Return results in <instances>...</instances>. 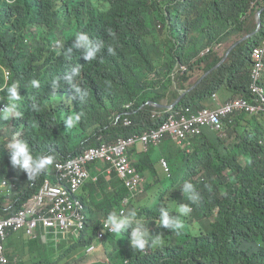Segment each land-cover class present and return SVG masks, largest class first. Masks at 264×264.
Listing matches in <instances>:
<instances>
[{
	"label": "clouds",
	"instance_id": "clouds-1",
	"mask_svg": "<svg viewBox=\"0 0 264 264\" xmlns=\"http://www.w3.org/2000/svg\"><path fill=\"white\" fill-rule=\"evenodd\" d=\"M263 13L0 0V264H264Z\"/></svg>",
	"mask_w": 264,
	"mask_h": 264
},
{
	"label": "bare ground",
	"instance_id": "bare-ground-1",
	"mask_svg": "<svg viewBox=\"0 0 264 264\" xmlns=\"http://www.w3.org/2000/svg\"><path fill=\"white\" fill-rule=\"evenodd\" d=\"M3 9V11H6V8L5 7H3L2 8ZM173 126V124L172 123H170V124H161V127L162 128H170V127H172ZM46 140H44V145H46L47 143L45 142ZM84 155V154H83ZM62 159H64V157H59L55 162H53L52 164H51V166L53 167V166H55L59 161H61ZM76 161H79V159H74V158H71L70 159V162L72 163V162H76ZM153 179H159V180H161L159 183H158V185L157 186H154V187H148V188H146V190L147 191H151V190H154L156 187H158V186H161V185H164V184H166V183H168L169 181L168 180H165V179H163V177H162V175L161 174H158V175H156V176H149V177H147V179L144 181V183H147V182H149L150 180H153ZM138 179L137 178H134V180H132V187H137V185H138V181H137ZM130 181V180H129ZM0 202H2V197H0ZM7 203V202H6ZM5 203H0V206L1 205H4ZM16 220V217L15 216H12V217H5L4 219H2V218H0V227L1 228H5L8 224H10L12 221H15ZM14 235L12 234V233H8L7 234V239H10V238H12ZM1 242V241H0ZM14 252V249H13V247L12 246H8V253L9 254H12Z\"/></svg>",
	"mask_w": 264,
	"mask_h": 264
},
{
	"label": "trees",
	"instance_id": "trees-1",
	"mask_svg": "<svg viewBox=\"0 0 264 264\" xmlns=\"http://www.w3.org/2000/svg\"><path fill=\"white\" fill-rule=\"evenodd\" d=\"M258 40H256L255 42H254V45H258ZM253 49V47L252 48H250V51ZM134 78H132V80H131V88L132 87H134L135 88V86H134ZM165 208H167L168 210H169V208L168 207H165ZM170 211V210H169ZM172 215H178V214H173V213H171Z\"/></svg>",
	"mask_w": 264,
	"mask_h": 264
},
{
	"label": "water",
	"instance_id": "water-1",
	"mask_svg": "<svg viewBox=\"0 0 264 264\" xmlns=\"http://www.w3.org/2000/svg\"><path fill=\"white\" fill-rule=\"evenodd\" d=\"M7 1L10 2L11 0H7ZM263 15H264V13H263ZM263 22H264V21H263ZM251 36H252V34H248V35H246L245 38L243 39V41L248 40L249 38H251Z\"/></svg>",
	"mask_w": 264,
	"mask_h": 264
},
{
	"label": "rangeland",
	"instance_id": "rangeland-1",
	"mask_svg": "<svg viewBox=\"0 0 264 264\" xmlns=\"http://www.w3.org/2000/svg\"><path fill=\"white\" fill-rule=\"evenodd\" d=\"M252 19H253V17H252L250 20H251L252 22H254L255 20L253 21ZM241 46H242V48L244 49V45L242 44ZM241 46H240V48H241ZM52 252H53V251H50V253H52Z\"/></svg>",
	"mask_w": 264,
	"mask_h": 264
}]
</instances>
